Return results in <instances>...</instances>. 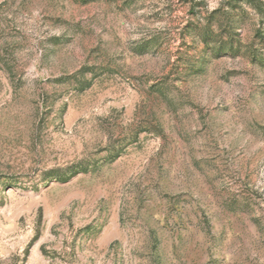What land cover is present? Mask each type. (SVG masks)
Instances as JSON below:
<instances>
[{
	"label": "rangeland",
	"instance_id": "rangeland-1",
	"mask_svg": "<svg viewBox=\"0 0 264 264\" xmlns=\"http://www.w3.org/2000/svg\"><path fill=\"white\" fill-rule=\"evenodd\" d=\"M0 264H264V0H0Z\"/></svg>",
	"mask_w": 264,
	"mask_h": 264
},
{
	"label": "trees",
	"instance_id": "trees-1",
	"mask_svg": "<svg viewBox=\"0 0 264 264\" xmlns=\"http://www.w3.org/2000/svg\"><path fill=\"white\" fill-rule=\"evenodd\" d=\"M60 180H62V178Z\"/></svg>",
	"mask_w": 264,
	"mask_h": 264
}]
</instances>
